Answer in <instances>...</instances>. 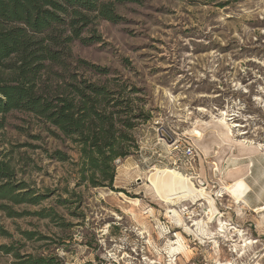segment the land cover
<instances>
[{
  "label": "rangeland",
  "instance_id": "rangeland-1",
  "mask_svg": "<svg viewBox=\"0 0 264 264\" xmlns=\"http://www.w3.org/2000/svg\"><path fill=\"white\" fill-rule=\"evenodd\" d=\"M116 12L118 23L94 20L70 47L65 33L69 56L42 82L49 92L75 75L129 98L128 156L112 187H93L75 139L32 113L0 115V159L45 198L16 206L18 217L0 210V246L23 258L0 251V264H171L177 233L193 252L183 264H264V0H143ZM171 209L191 230L209 223L206 233H184Z\"/></svg>",
  "mask_w": 264,
  "mask_h": 264
},
{
  "label": "trees",
  "instance_id": "trees-1",
  "mask_svg": "<svg viewBox=\"0 0 264 264\" xmlns=\"http://www.w3.org/2000/svg\"><path fill=\"white\" fill-rule=\"evenodd\" d=\"M142 2L0 0V115L12 111L32 113L75 139L81 145L85 167L81 179L93 187H112L115 161L128 156L119 145L127 137L123 127H133L129 118L131 110H128L130 99L114 97L115 91L104 85L77 82L75 75L64 86L46 92L42 77L69 56L67 49L58 48L62 47L65 33L69 35L63 43L70 47L94 20L118 23L121 18L116 12L117 5ZM118 122L123 123L120 128ZM44 199L26 182L16 180L11 160L0 159V210L10 218L18 217L21 215L14 210L16 206L39 205ZM8 235L0 227V237ZM23 235L27 240L36 236L34 232H23ZM0 251L23 259L11 246L2 245ZM46 263V259L32 256L21 261V264Z\"/></svg>",
  "mask_w": 264,
  "mask_h": 264
},
{
  "label": "bare ground",
  "instance_id": "bare-ground-1",
  "mask_svg": "<svg viewBox=\"0 0 264 264\" xmlns=\"http://www.w3.org/2000/svg\"><path fill=\"white\" fill-rule=\"evenodd\" d=\"M224 115L226 117V114H224ZM220 121L222 123L221 125H224L225 127H229L228 124L226 123L227 120L225 118L221 119ZM225 127H223V128H225ZM225 133L227 134V132H225ZM237 183H239V182H237ZM235 187H236V185H235ZM239 187H241V190H242L243 187L241 185ZM241 190L239 191V189H238L235 192L236 193V195H235L236 196V201L238 199L240 200V198L242 197ZM196 198H197L196 196H189V197H184L183 199L180 198L181 200H179V201H181V204H182V203L186 202L187 200H194L195 201ZM177 204L178 203H176V202H172L171 203V208H175ZM167 215L170 218V220L175 221V222L178 223L177 225L180 226V228H182L184 230V233H189V232L192 231L197 237H199V233H201V232H202V234L206 233V231H205V229L203 227L208 226L209 223H206L203 220L199 221V222L192 221V222H194L192 227H194V226L197 227V230L194 231L193 229L192 230L190 229L189 225L185 224V221H184V218L182 217V214H180L177 209H171L170 211H168ZM226 226H227L226 224L221 223V228H220L221 229L220 230L221 233L225 234ZM175 237H176V241L170 242L169 249H168V254L170 255L169 257L172 259L171 260V264H176L177 261H180V263L183 264V262H184L183 259L186 257L187 261L190 260L192 255H193V252L188 249L189 247L187 245V242H186L183 234L177 233L175 235ZM244 242H245L244 247L241 250L242 251L241 257L242 258L244 256H246V248L251 244V243H249L247 241H244ZM236 248H237V246H236ZM160 262H161V260H160ZM219 264H221V263H219ZM224 264H233V263L230 262V261H227Z\"/></svg>",
  "mask_w": 264,
  "mask_h": 264
},
{
  "label": "water",
  "instance_id": "water-1",
  "mask_svg": "<svg viewBox=\"0 0 264 264\" xmlns=\"http://www.w3.org/2000/svg\"><path fill=\"white\" fill-rule=\"evenodd\" d=\"M162 135L168 140L169 143H172L173 139L166 132L162 131Z\"/></svg>",
  "mask_w": 264,
  "mask_h": 264
}]
</instances>
